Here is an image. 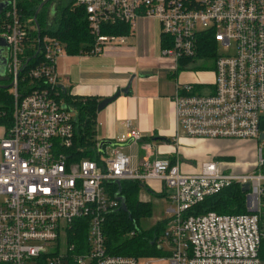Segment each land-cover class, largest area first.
I'll list each match as a JSON object with an SVG mask.
<instances>
[{
	"label": "built area",
	"instance_id": "obj_1",
	"mask_svg": "<svg viewBox=\"0 0 264 264\" xmlns=\"http://www.w3.org/2000/svg\"><path fill=\"white\" fill-rule=\"evenodd\" d=\"M85 10L98 54L125 35L104 34L109 26L140 18L160 26V55L193 57L199 33H212L215 50L212 89L177 85L173 97L176 125L188 137L256 141V168L223 172L218 161H204L200 171L184 174L179 161L142 158L136 168L120 146L139 142L128 131L98 149L99 159H76L72 145L75 111L58 99L56 59L65 52L50 35L42 38L43 61L28 71L43 85L24 96L16 90L20 57L27 37L18 0H0V37L6 43V67L12 72V123L0 135V264H264V0H74ZM203 92V93H200ZM149 146V145H148ZM106 149V150H105ZM161 181L171 205L157 245L162 255L133 257L108 253L103 224L120 208V189L112 183ZM237 183L246 185V213L189 209L206 196ZM84 219L85 237L70 241L75 220ZM75 233V232H74ZM78 236V234L76 233ZM81 236V235H80Z\"/></svg>",
	"mask_w": 264,
	"mask_h": 264
},
{
	"label": "crops",
	"instance_id": "obj_2",
	"mask_svg": "<svg viewBox=\"0 0 264 264\" xmlns=\"http://www.w3.org/2000/svg\"><path fill=\"white\" fill-rule=\"evenodd\" d=\"M54 16L47 15L49 24L55 20ZM130 30L122 43H112L98 54L64 52L56 59L58 84L72 96L96 97L100 101L128 87L127 92L119 93L112 102L97 110L95 138L98 144L103 140L112 142L126 133L125 121L129 120V128L138 130L141 135L139 142L120 146L132 168L145 157L178 160L179 170L184 174L198 173L201 163L211 160L218 161L223 172L243 173L256 168V150L247 156L235 149L239 146L237 142L247 139L188 137L177 127L173 101L177 85L189 82L203 87L208 82L186 73L189 65L179 70L178 60L160 55L161 32L156 20L140 18ZM6 53V45L0 47V70L5 67L1 61ZM199 72L212 75L213 81L209 83L212 89L215 79L212 67L210 71ZM151 136L152 141L142 142ZM133 158L137 159L134 165ZM148 186L156 193L164 191L161 181H149ZM163 198L171 205L166 195Z\"/></svg>",
	"mask_w": 264,
	"mask_h": 264
},
{
	"label": "trees",
	"instance_id": "obj_3",
	"mask_svg": "<svg viewBox=\"0 0 264 264\" xmlns=\"http://www.w3.org/2000/svg\"><path fill=\"white\" fill-rule=\"evenodd\" d=\"M18 1L21 21L28 31L20 57V67L16 80L17 93L20 96H24L33 89L43 85L42 81L30 78L28 71L43 61L42 53L38 52V50L42 46V38L45 34L58 39L60 44L63 45L65 52L69 54L87 53L93 46L94 38L90 34L84 8L76 5L74 0H67L64 3V0H60L54 4V7H56V15L54 16L55 28H47L48 14L44 9L47 2L44 3L36 14V22L40 28L39 36L34 15L43 0ZM51 1L49 0L48 2ZM2 15L3 11L0 13V18ZM130 32V27L127 24L109 26L102 30L104 34L114 35H127ZM215 50L216 45L212 33L208 31L199 33L195 56L180 58L178 60L179 70L186 68V66L195 62L196 59L211 58L214 61L217 55ZM213 68L214 65L212 70H214ZM12 81L13 74L7 70L5 65L4 70H0V126L4 130H7L12 123L14 101L12 85L10 86ZM194 84L198 88L201 86L197 83ZM57 88L59 91L58 99L62 101L66 109L70 108L75 111L72 145L66 152L71 153L76 159L90 158L98 160L99 152L98 141L95 138V117L99 100L96 97L72 96L60 85ZM153 138V136L144 138L142 142L152 141ZM148 184L149 182L140 183L137 180H121L119 184L114 182L110 186L114 191L120 189V194L125 200L126 210L119 208L105 217L103 234L108 253L133 257L162 255L164 253L158 247L157 240L164 232L169 217L158 220L148 229L142 230L139 228L140 219L150 217L153 211L151 201L144 200L141 197V191L146 190L159 197L165 196L163 189L161 192L156 193ZM248 191L246 185L232 183L219 192L206 196L202 201L193 205L188 213L194 215L208 211H215L221 214L246 213V195ZM75 223L84 225V229L73 228V231L69 233L71 242L78 241L79 237H85L87 221L79 219L75 220ZM259 254L261 259L264 260V238L262 239Z\"/></svg>",
	"mask_w": 264,
	"mask_h": 264
},
{
	"label": "rangeland",
	"instance_id": "obj_4",
	"mask_svg": "<svg viewBox=\"0 0 264 264\" xmlns=\"http://www.w3.org/2000/svg\"><path fill=\"white\" fill-rule=\"evenodd\" d=\"M60 0H52L51 2H47V4L45 5V10L47 11V14L49 15L50 18H52L54 16V13L56 11V7L53 6L54 3L59 2ZM67 0H64V2H66ZM56 26V22L55 20H52V23H48L47 28H55ZM217 51L218 52H222V53H232L234 50V45L232 44L230 46V48L228 49H223L222 46H220L219 44L217 45ZM214 65V61L211 58H204V59H196L195 63H191L188 66V70L186 73H188L189 75H191L192 78L195 79H203L205 82H208L207 84H205L206 86H203L204 89H201V91L203 92H208L209 91V83L211 84L213 81V77L211 74L205 75V73L203 72H199V71H210L211 67ZM210 80V81H209ZM201 87V88H203ZM200 92V93H203ZM3 133L2 128L0 127V135ZM237 144H239L238 147H235L236 151L238 150V152L241 153H246L247 156L249 154L250 151H252L253 149L256 150V141H250L249 140H241L239 142H237ZM253 150V151H254ZM251 158L253 156V152L250 154ZM164 159V158H161ZM233 160H235L236 158H232ZM132 165H134L137 162L136 158H133L131 160ZM228 171H231L230 169ZM262 172H264V167L261 169ZM246 173V172H243ZM165 192V190H164ZM141 197L145 200L151 201L152 203V207H153V211L150 217L147 218H142L139 221V228L142 230L148 229L150 228L154 223H156L158 220L161 219H165L168 218L169 214L167 212V209L169 207V203L166 201L165 198L163 197H159L156 194H152L149 193L146 190H142L141 191Z\"/></svg>",
	"mask_w": 264,
	"mask_h": 264
},
{
	"label": "water",
	"instance_id": "obj_5",
	"mask_svg": "<svg viewBox=\"0 0 264 264\" xmlns=\"http://www.w3.org/2000/svg\"><path fill=\"white\" fill-rule=\"evenodd\" d=\"M49 0H43L40 4H39V6L37 7V9H36V13H35V15H34V20H35V25H36V29H37V33H38V36H39V31H40V28H39V26H38V23L36 22V14H37V12L40 10V8L44 5V3L45 2H48ZM5 6V3H0V13H1V10L3 9V7ZM6 45V43H5V41H4V39L2 38V37H0V47H2V46H5ZM29 60V59H28ZM27 60V61H28ZM2 64L4 65H6V59H2ZM22 68V67H21ZM21 68H20V70H21ZM1 70L3 71L4 70V67L3 68H1ZM12 84H10V86H11ZM128 91V87H126V88H123V89H120V90H118V91H116V93L114 94V95H112V96H110V97H106V98H104V99H102V100H100L99 102H98V105H97V110H101L102 108H104L108 103H110V102H112L118 95H119V93H121V92H127ZM262 138H264V134L262 135ZM111 142L110 141H101L99 144H98V148L100 149V148H102V146L104 145V144H110ZM120 182L119 181H117V184H119ZM119 198V200H120V209H122V210H126V205H125V200H124V197L123 196H119L118 197Z\"/></svg>",
	"mask_w": 264,
	"mask_h": 264
},
{
	"label": "flooded vegetation",
	"instance_id": "obj_6",
	"mask_svg": "<svg viewBox=\"0 0 264 264\" xmlns=\"http://www.w3.org/2000/svg\"><path fill=\"white\" fill-rule=\"evenodd\" d=\"M6 59V58H5ZM7 60V59H6Z\"/></svg>",
	"mask_w": 264,
	"mask_h": 264
}]
</instances>
